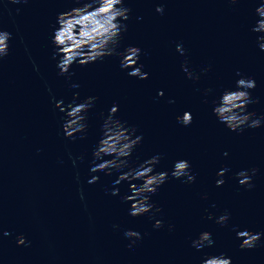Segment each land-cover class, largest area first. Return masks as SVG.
<instances>
[{
  "label": "water",
  "instance_id": "95a60500",
  "mask_svg": "<svg viewBox=\"0 0 264 264\" xmlns=\"http://www.w3.org/2000/svg\"><path fill=\"white\" fill-rule=\"evenodd\" d=\"M261 3L125 0L127 30L116 51L141 48L138 63L148 77L139 79L121 67L120 55L73 63L60 74L52 37L58 14L79 6L76 0H0V29L12 34L8 55L0 60V264H201L221 253L232 264H264V41L257 39L264 33L252 31ZM237 73L256 81L249 91L258 102L247 111L261 118L259 127L231 131L213 113L221 93L235 89ZM88 96L96 100L85 113L86 130L66 137V115L56 101L66 107ZM113 104L119 105L115 115L143 136L129 167L159 154L155 171L169 173L148 194L153 210L140 216H131V202L123 199L129 181L116 184V170L90 171ZM185 111L193 117L188 126L176 119ZM178 159L190 162L194 182L171 176ZM225 166L228 171L218 177ZM251 168L257 169L252 187L240 184L236 173ZM93 175L99 180L88 183ZM217 179L224 184L217 186ZM225 210L229 219L218 224ZM157 219L160 228L154 227ZM128 229L141 238L125 237ZM243 229L261 233L255 247H240L236 233ZM202 231L212 233L214 244L197 249L192 241ZM21 234L24 245L17 243Z\"/></svg>",
  "mask_w": 264,
  "mask_h": 264
},
{
  "label": "clouds",
  "instance_id": "9594fccd",
  "mask_svg": "<svg viewBox=\"0 0 264 264\" xmlns=\"http://www.w3.org/2000/svg\"><path fill=\"white\" fill-rule=\"evenodd\" d=\"M13 4L21 2L27 3V0H10ZM233 3L236 0H232ZM79 6L73 7L67 11L61 12L57 17L58 27L54 29L52 37L56 52L53 58L59 56L57 67L60 69V74L69 73L73 63L85 65L102 60L105 56L120 55L121 67L131 69L129 75L138 77L139 79H147L148 73L143 71V65L139 64L141 48L134 45H129L122 53L116 51L120 42L121 34L127 30V25L122 21L128 19L130 9L125 6V0H76ZM19 12V9H16ZM157 12L163 13L164 8L158 5ZM257 19L252 31L264 33V3L259 4L255 9ZM12 34L7 30L0 29V60H3L9 52V41ZM264 41V35L257 38ZM259 47L264 50V43H260ZM176 49L182 55L185 52L182 44H177ZM183 70L189 78L194 76L187 68V63L182 65ZM207 71V69H205ZM239 79L236 81L235 89H225L217 102L214 103L213 113L220 123L224 124L229 130H243L247 125L251 128H256L261 125V118L256 117L254 112L247 111L249 103H256L253 100L250 89L256 87V81L253 78L245 77L237 73ZM198 79V77H196ZM72 87H78L73 84ZM205 94L211 89H205ZM78 93H74V98L78 97ZM158 95H163V90L158 92ZM55 99V97H53ZM96 97L88 96L79 103H69L64 106L63 100L56 101V106L62 112H65L66 119L62 125L63 132L66 137L74 138L76 133H83L86 130L85 113L94 104ZM119 110V105L113 104L109 109L108 115L104 119L101 126V138L93 149V166L90 171L104 172L111 175L113 170L119 172L115 181L119 184L121 181H129L130 194H126L123 199L130 201L129 214L131 216H140L149 213L153 210L154 205L150 203L149 193H155L157 189L166 182L169 177L167 171H155V166L159 163V154L149 157L141 162L136 167H129L128 157L131 156L133 149L139 144L143 136L136 135L134 126H127V122L122 121L115 114ZM177 121L184 126L192 123V113L185 111L182 115L176 117ZM227 155V153H225ZM111 157L105 159V157ZM82 159V157H81ZM75 165L76 160L73 159ZM127 168V171H121ZM191 164L187 159H178L173 162L171 176L176 179L186 177V182H194L195 175L190 171ZM228 171L225 166L217 172L218 177H223ZM257 169H244L236 173L239 178L238 182L242 185L252 187V177ZM251 173V174H250ZM99 180V176L93 175L88 183H94ZM133 181H140L135 183ZM217 186L223 185V179L216 180ZM118 189H113L112 194H118ZM83 199V192H81ZM156 212L160 209L156 208ZM229 212L224 211L216 219L218 224H225L229 219ZM212 219L211 214L208 217ZM163 226V221L157 219L154 227L160 228ZM118 227V225H114ZM171 228L172 226L169 225ZM9 235L6 230L3 233ZM127 238H141V233L132 229L124 232ZM237 238L241 240V248H253L261 237V233L253 232L249 229L239 230L236 233ZM136 239L128 246L135 244ZM17 243L24 245L26 238L23 234L18 236ZM192 244L197 249L214 244L212 233L202 231L199 236L192 241ZM201 264H232V259L229 256L221 253L219 255H209L202 260Z\"/></svg>",
  "mask_w": 264,
  "mask_h": 264
}]
</instances>
